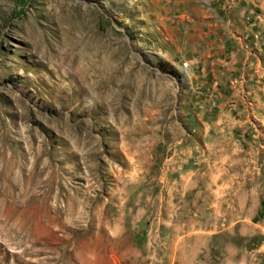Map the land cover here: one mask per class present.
Wrapping results in <instances>:
<instances>
[{
  "label": "rangeland",
  "instance_id": "1",
  "mask_svg": "<svg viewBox=\"0 0 264 264\" xmlns=\"http://www.w3.org/2000/svg\"><path fill=\"white\" fill-rule=\"evenodd\" d=\"M0 153L54 178L0 264H264V0H0Z\"/></svg>",
  "mask_w": 264,
  "mask_h": 264
},
{
  "label": "bare ground",
  "instance_id": "2",
  "mask_svg": "<svg viewBox=\"0 0 264 264\" xmlns=\"http://www.w3.org/2000/svg\"><path fill=\"white\" fill-rule=\"evenodd\" d=\"M0 157L2 166L0 173L7 182V188L9 189H6L5 196L0 198V232L19 243L26 241H31L34 244L40 243V238L34 232L37 224L43 225V230L53 235L51 223L54 214L51 207H49L54 182L53 171L50 167L44 166L36 173L26 174L27 166L21 164L18 155L13 153L11 156H6V154L0 153ZM39 186L44 187L41 196L38 195ZM41 197L42 200H39ZM41 201L43 202L41 210H34L33 212L31 210L30 213L25 215L27 209H24V207L29 205L37 207V203ZM58 221L60 224H64L62 216H58ZM90 242L92 243L82 244L78 253H75L69 244L61 243V250L55 264L65 262L70 264L71 258H74L75 255L88 262V264H107L98 244L94 241ZM92 255L93 257H91Z\"/></svg>",
  "mask_w": 264,
  "mask_h": 264
}]
</instances>
